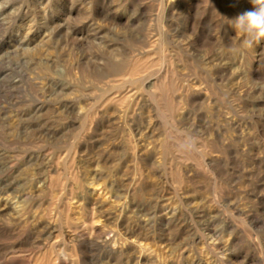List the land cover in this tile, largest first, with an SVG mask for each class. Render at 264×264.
I'll return each instance as SVG.
<instances>
[{
	"label": "rangeland",
	"instance_id": "rangeland-1",
	"mask_svg": "<svg viewBox=\"0 0 264 264\" xmlns=\"http://www.w3.org/2000/svg\"><path fill=\"white\" fill-rule=\"evenodd\" d=\"M252 7L0 0V264H264Z\"/></svg>",
	"mask_w": 264,
	"mask_h": 264
},
{
	"label": "clouds",
	"instance_id": "clouds-1",
	"mask_svg": "<svg viewBox=\"0 0 264 264\" xmlns=\"http://www.w3.org/2000/svg\"><path fill=\"white\" fill-rule=\"evenodd\" d=\"M251 10L239 13L233 20V27L246 39L243 44L251 47L264 39V0H250Z\"/></svg>",
	"mask_w": 264,
	"mask_h": 264
}]
</instances>
